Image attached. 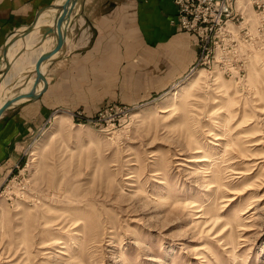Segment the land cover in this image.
<instances>
[{
    "label": "rangeland",
    "instance_id": "374dc122",
    "mask_svg": "<svg viewBox=\"0 0 264 264\" xmlns=\"http://www.w3.org/2000/svg\"><path fill=\"white\" fill-rule=\"evenodd\" d=\"M230 29L165 86L136 62L118 101L56 104L0 187V264H264V0ZM35 34L0 102L32 89Z\"/></svg>",
    "mask_w": 264,
    "mask_h": 264
},
{
    "label": "crops",
    "instance_id": "0c3cea01",
    "mask_svg": "<svg viewBox=\"0 0 264 264\" xmlns=\"http://www.w3.org/2000/svg\"><path fill=\"white\" fill-rule=\"evenodd\" d=\"M64 2L0 0V58L5 60L6 45L34 24L37 14L45 9L31 34L21 36L11 46L10 56L16 55L12 62L23 48H31L35 32L55 24L61 10L53 7ZM55 43L56 36L50 49ZM198 52L197 36L179 26L174 0H78L65 22L62 49L44 68L48 82L45 91L37 100L17 103L0 118V187L8 173L23 163L28 142L56 104L118 101L121 69L125 73L122 76H135L136 62L145 66L155 63L150 69H158L161 76L150 80L165 86L169 77L176 72L183 74L185 67L197 60ZM147 85L149 93L157 92L152 82Z\"/></svg>",
    "mask_w": 264,
    "mask_h": 264
},
{
    "label": "built area",
    "instance_id": "2783aa9c",
    "mask_svg": "<svg viewBox=\"0 0 264 264\" xmlns=\"http://www.w3.org/2000/svg\"><path fill=\"white\" fill-rule=\"evenodd\" d=\"M178 6L179 26L197 36L201 57L209 59L233 32L231 22L237 0H174ZM198 61V62H199Z\"/></svg>",
    "mask_w": 264,
    "mask_h": 264
},
{
    "label": "water",
    "instance_id": "95a60500",
    "mask_svg": "<svg viewBox=\"0 0 264 264\" xmlns=\"http://www.w3.org/2000/svg\"><path fill=\"white\" fill-rule=\"evenodd\" d=\"M77 1L78 0H65L64 4L59 6L61 9V12H60V14L56 20V32H55L56 43H55V46L51 50H49L48 52H44L43 54H41V56L38 58V60L36 62V67H35L36 79H35V83H34L32 89L27 93H21V94L17 95L15 98H11V99L7 100L5 102V104L0 108V118H1L2 114L7 109L15 106L17 103H21V102H25V101H29V100H37L41 96V94L45 91L48 82H47L46 75L43 72L41 66L44 62L51 59L53 57V55H55L56 53H58L62 49L64 42H65V22L67 21L73 7L77 3ZM44 10L40 11L37 14L36 20H37L38 16L41 14V12H43ZM34 24H35V22H34ZM34 24L30 25L24 31V33L22 35L26 36L27 34H29L33 30ZM17 39L18 38H13L11 41L15 42ZM7 49H8V44L5 47L4 56H6V54H7ZM11 66H12L11 62L7 61V66H6V69L4 71V74H7V72L11 69ZM41 82L43 83L42 87L40 89H37L38 85Z\"/></svg>",
    "mask_w": 264,
    "mask_h": 264
},
{
    "label": "bare ground",
    "instance_id": "6f19581e",
    "mask_svg": "<svg viewBox=\"0 0 264 264\" xmlns=\"http://www.w3.org/2000/svg\"><path fill=\"white\" fill-rule=\"evenodd\" d=\"M53 9H60V7L59 6H54L53 7ZM61 10V9H60ZM46 10H44L43 12H41V14L38 16V18H37V20L35 21V24L34 25H36V23H37V21L39 20V18H40V16L45 12ZM47 28H49V29H53L55 32H56V20H55V24L53 25V26H46ZM33 28H35V27H33ZM31 33V32H30ZM28 35V34H27ZM26 35V36H27ZM21 36H23V35H21ZM25 37V36H24ZM10 42H12V41H10ZM13 44H14V42H13ZM12 43H9V45H8V49H7V54H6V56H5V60H4V66H3V69L4 68H6V66H7V61H10V62H12L13 60H14V58H15V56L14 57H11L10 56V48H12L11 46L13 45ZM57 54V53H56ZM56 54L55 55H53V57L52 58H54V56H56ZM50 60V59H49ZM49 60L48 61H46V62H44L43 64H42V66H41V68H42V70H43V72H44V68H45V66L48 64V62H49ZM4 74V73H3ZM3 74L1 73L0 74V79H1V77L3 76ZM42 85H43V83L41 82L39 85H38V87H37V89H40L41 87H42ZM180 91V90H179ZM178 96V92H175L174 93V95L170 98V101L168 100V102L170 103H172L173 102V99H175L176 97ZM3 98V97H2ZM170 103V104H171ZM5 103L2 101V102H0V108L4 105ZM166 104H168L167 102H166ZM55 132V131H54ZM54 132H52V133H54ZM51 133V134H52ZM50 134V135H51Z\"/></svg>",
    "mask_w": 264,
    "mask_h": 264
}]
</instances>
